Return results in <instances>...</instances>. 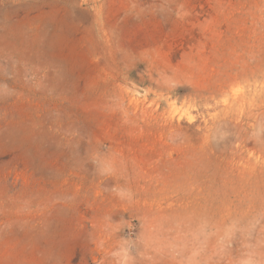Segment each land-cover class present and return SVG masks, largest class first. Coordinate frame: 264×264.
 <instances>
[{"label":"rangeland","instance_id":"rangeland-1","mask_svg":"<svg viewBox=\"0 0 264 264\" xmlns=\"http://www.w3.org/2000/svg\"><path fill=\"white\" fill-rule=\"evenodd\" d=\"M0 264H264V0H0Z\"/></svg>","mask_w":264,"mask_h":264}]
</instances>
